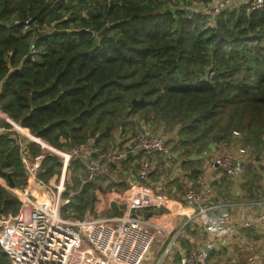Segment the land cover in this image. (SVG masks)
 Instances as JSON below:
<instances>
[{
  "label": "trees",
  "instance_id": "1",
  "mask_svg": "<svg viewBox=\"0 0 264 264\" xmlns=\"http://www.w3.org/2000/svg\"><path fill=\"white\" fill-rule=\"evenodd\" d=\"M195 10L189 0H0L2 111L60 149L94 138L99 156L108 153L113 132H123L128 121L153 122L169 131L171 151L180 152L188 173L196 156L234 139L260 157L264 7L249 13L242 4L214 18ZM104 27L106 36L93 37ZM31 48L37 53L27 60ZM133 100L144 102L133 106ZM29 151L35 155L37 148L30 145ZM140 157L129 155L110 166L119 183L79 187L64 209L78 218L86 212L123 216L138 164L130 167ZM3 172L13 187H25L9 133L0 135ZM59 174L58 158L45 157L39 180L47 183ZM137 185L145 188L146 182ZM19 207L0 185L1 214H15ZM8 263L0 250V264Z\"/></svg>",
  "mask_w": 264,
  "mask_h": 264
},
{
  "label": "built area",
  "instance_id": "2",
  "mask_svg": "<svg viewBox=\"0 0 264 264\" xmlns=\"http://www.w3.org/2000/svg\"><path fill=\"white\" fill-rule=\"evenodd\" d=\"M240 4L239 0H203L197 11L214 18L224 9ZM245 4L249 13L257 12L263 9L264 0H247ZM36 53L35 49L31 50V59ZM8 133L19 150L26 177L25 187L20 189L10 187L3 174L5 172L0 173V185L20 203L17 213L0 214V250L7 255L8 264L143 263L154 240L158 235L161 236L164 229L132 211L142 210L152 204L151 196L137 184L147 182L154 170L156 157L161 156L166 164L174 160L165 136L145 129L121 147L113 148L102 156L97 155L94 138L60 149L35 136L19 122L11 120L0 106V135ZM60 142L65 143V140L60 139ZM30 145L37 148L35 155L29 151ZM242 152L239 149L236 153H215L209 165L212 173L208 181L185 189V205L193 210L200 226L211 232L212 238L202 248L181 254L179 264H223L224 260L211 258L220 242H226L230 248L229 244L239 235V229L264 230V206L251 219L242 220L239 224H226L219 206L212 201L214 181H219L222 175L231 180L242 177L246 159L237 156V153ZM129 155L141 157L138 163H132L138 164L136 184L131 190L123 216H92L86 212L82 218L74 215L63 217L62 210L70 203L72 196L65 197V178L74 163H79L82 171L81 185L100 180L116 184L119 179L111 174L109 168L119 165ZM45 157L58 158L60 163V174L47 183L38 178ZM36 190L39 192L36 193Z\"/></svg>",
  "mask_w": 264,
  "mask_h": 264
},
{
  "label": "crops",
  "instance_id": "3",
  "mask_svg": "<svg viewBox=\"0 0 264 264\" xmlns=\"http://www.w3.org/2000/svg\"><path fill=\"white\" fill-rule=\"evenodd\" d=\"M142 129L144 131L148 128ZM229 145L224 150L220 147L219 152L236 153L240 149L243 152L237 153V156L246 159L248 148H244L237 139ZM216 152L218 151H209L196 156L193 159L197 162L194 164V171L189 173L181 165L185 159H180V152H172L174 160L168 164L164 163L161 156L156 157L152 175L148 178L146 187H141L152 200L151 206L142 209L141 213L148 209L153 215L148 217L144 213L134 214L160 226L164 231L151 245L142 264H179L181 254L202 248L212 238L211 232L200 226L193 210L185 205L183 194L188 186L197 187L208 181L212 173L209 169L210 161ZM133 161L138 163L136 158ZM134 166L132 164L130 169L134 170ZM246 167L247 171L242 178L231 180L222 175L219 181L212 183V201L219 206L226 224H239L242 220L251 219L264 206V150L260 157L257 156L254 162L247 163ZM237 233L239 235L231 241L230 248L226 242L218 244L217 261L264 264V230L239 229Z\"/></svg>",
  "mask_w": 264,
  "mask_h": 264
},
{
  "label": "rangeland",
  "instance_id": "4",
  "mask_svg": "<svg viewBox=\"0 0 264 264\" xmlns=\"http://www.w3.org/2000/svg\"><path fill=\"white\" fill-rule=\"evenodd\" d=\"M189 1L191 2L192 7H194L196 9L195 12H198L197 10L199 9L202 0H189ZM239 1L241 2L240 5H242V4H245L247 0H239ZM138 116L139 115H136L133 118V119H135V122H138V120H137ZM160 126H157L155 123H153V122L151 123L149 121L140 122L139 125H138V123L136 124V123H134L132 121H128L127 124H125L123 126V132L122 131L120 132L118 129H116L113 132V135H112L113 142L110 144V147L108 148V152L111 151L113 148H115L117 146L121 147L122 145H119L120 143L123 144L126 141L130 140L131 138H133L134 136H136L137 134L141 133L143 131V129H142L143 127L144 128H148L149 132H151V133H160L161 135L165 136L167 138V141H168L167 144L171 148L172 143L169 142L170 133H169V131H167L168 133L164 132V130L166 131V129L165 128H161ZM130 127H133V130H131ZM116 139H117V141H116ZM226 146H230V145H226ZM226 148L227 147H225L224 145H221V149L222 150H224ZM215 150L216 149L214 147L212 149V151H215ZM219 150H220V147H219V149L217 151L219 152ZM218 152H216V153H218ZM246 153H247L246 154V156H247L246 157V164L249 163V162L250 163L254 162V159L257 156H255V154L253 152L249 151V149H247ZM246 168H245V171H244L242 177L244 176L245 172L247 171ZM151 175H152V173H151ZM82 176L83 175H82V171H81L80 167L73 168V169L71 168V170L67 173V176L65 178V193L67 194V195H65V197H68V195L71 196V195H74L75 193H78V191L80 190L79 187L83 186V185H81ZM98 182L106 183V182H108V180L107 181L106 180H100ZM56 184H57V181H56ZM35 192L38 193L39 190H36ZM63 197H64V195H63ZM132 213L142 214L141 210H137L135 212L132 211ZM62 215H63V217H70V215H73V214L70 212L69 209H63L62 210ZM98 215L103 216L104 214L103 213H98ZM160 237L161 236L158 235L155 240L159 239ZM155 240H154V242H155ZM208 261H210V260H208ZM232 263H234V262L233 261L229 262V263L224 262L223 264H232Z\"/></svg>",
  "mask_w": 264,
  "mask_h": 264
},
{
  "label": "water",
  "instance_id": "5",
  "mask_svg": "<svg viewBox=\"0 0 264 264\" xmlns=\"http://www.w3.org/2000/svg\"><path fill=\"white\" fill-rule=\"evenodd\" d=\"M107 29H108V27H104V28L98 33V37L100 38V37H102V36H106V31H107ZM32 49H33V48H31V50H32ZM30 58H31V55H30V53H29V54L27 55V58H26V59L29 60ZM143 102H144L143 100H139V101L133 100V101H132V105H133V106L141 105V104H143ZM100 117H101V114L98 115L97 120H99ZM212 141H213V142H216V141H217V136H213V137H212ZM215 149L218 150L219 148L216 147ZM3 174H4V176L7 178L9 186H10V187H13V183H12V181H11V179H10V175L7 174V173H3ZM98 187L100 188L101 186L98 185ZM0 214H1V211H0Z\"/></svg>",
  "mask_w": 264,
  "mask_h": 264
}]
</instances>
